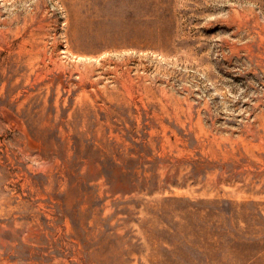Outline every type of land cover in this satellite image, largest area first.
<instances>
[{
    "label": "rangeland",
    "instance_id": "rangeland-1",
    "mask_svg": "<svg viewBox=\"0 0 264 264\" xmlns=\"http://www.w3.org/2000/svg\"><path fill=\"white\" fill-rule=\"evenodd\" d=\"M0 264H264V0H0Z\"/></svg>",
    "mask_w": 264,
    "mask_h": 264
}]
</instances>
